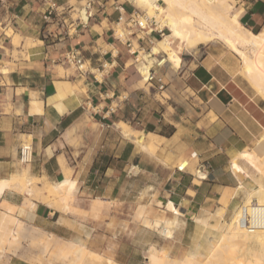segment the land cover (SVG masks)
Returning a JSON list of instances; mask_svg holds the SVG:
<instances>
[{
  "label": "crops",
  "instance_id": "1",
  "mask_svg": "<svg viewBox=\"0 0 264 264\" xmlns=\"http://www.w3.org/2000/svg\"><path fill=\"white\" fill-rule=\"evenodd\" d=\"M57 2L59 7L71 6L68 0ZM44 7L42 0L0 1V22L4 26L11 23L39 42L30 54L21 49L13 57V49L5 45L6 36L0 33V67L6 69L0 70V178H10L21 168L19 175L38 178L42 184L56 183L71 174L76 188L67 211L47 201H36L33 196L26 197L15 189H5L0 195V210L14 207L16 219L30 223L41 234L84 237L86 229L91 228L93 211L101 210L107 218L122 219L125 205L136 207L133 200H125L124 196L137 194L134 182L138 173L151 174V169L154 174L161 172L156 179V201L172 200L189 218L207 204L226 197L220 189L228 190L216 185L214 171L209 168L222 146L234 148L235 140L242 136L239 138L235 131L225 129V119L238 118L242 107L246 112L250 107L249 113L257 122L251 106L261 108L256 104L260 101L257 94L241 86L235 62L225 64V56L216 53L200 59L195 56L181 59L182 51H188L182 47L178 50L181 65L174 70L169 67L167 57L156 52L154 55L158 56L154 59L162 56L157 60L163 66L157 67L153 62L151 70L163 75V90L172 95L175 86L179 91L189 89L193 94L186 95L189 100L180 104L200 110V116L194 119L186 115H178V119L171 114L167 117V98L159 101L150 84L140 85L143 77L134 56L139 51L132 53L133 48L115 33L118 21L126 20L136 7L132 0H91L88 21L78 19L69 36L65 32L71 31V27L42 20ZM234 8L238 21L246 29L258 33L264 28V0H235ZM48 31L53 33L47 34ZM164 33L167 36V27ZM136 34L129 33L131 37L125 40H132ZM141 34L144 39L139 45L143 47L148 44L147 35ZM8 38L14 43L12 36ZM151 38L155 41L159 35L154 32ZM20 39L23 37H17L16 42ZM70 47L79 50L83 71L63 62ZM229 51L240 60L241 70H245L241 57ZM171 82L175 83L168 87ZM120 122L143 131L144 135L152 132L162 137L167 143L169 164L164 168L155 163L150 169L149 159L118 129ZM162 125H167V133L159 131ZM24 142L31 143L32 157L30 162L21 164L18 150ZM189 157L198 158L196 170L207 174L206 178L178 166L182 159L189 162ZM96 199L99 202L95 203ZM85 249L91 251L86 246ZM3 264L32 263L10 256Z\"/></svg>",
  "mask_w": 264,
  "mask_h": 264
},
{
  "label": "rangeland",
  "instance_id": "2",
  "mask_svg": "<svg viewBox=\"0 0 264 264\" xmlns=\"http://www.w3.org/2000/svg\"><path fill=\"white\" fill-rule=\"evenodd\" d=\"M87 2L88 0H68V4L71 5L69 9L71 10H69L68 13L69 19L67 20V23L71 21V18L74 20V22L78 21L79 15L76 11V7L79 4L86 6ZM230 2L233 5V11L238 12L234 8L235 0H230ZM140 9L143 10L142 8ZM145 13L148 12L145 11ZM125 22L126 21L121 20L119 24L114 26L117 32V37H120L123 40H125L127 37H131L130 35H128L129 32L127 30L128 28L126 27ZM4 25V23L0 22L1 34L5 35L6 32H10V30H12L15 35L17 34L16 37H23L22 40L20 39L21 41H17L19 42V44L16 45L14 43L17 42L13 41L14 43H12L10 38H8L9 36L7 37L5 35V45L8 48L13 49V57H17V54L19 53L18 51L21 49H27L29 54L35 50L36 43L39 42L33 40V38L25 35L18 29H15L11 23H8V25L6 26ZM138 34L142 36V34L138 32L135 37H138ZM168 34L169 29L167 28V35ZM154 37L157 38L156 36ZM154 48V43L145 45L143 49H141V47L138 48L137 46L133 47V49H136L141 53L150 52V50ZM187 50L188 51H182L183 56H181L180 54L181 59L185 56L192 58L195 56L196 59H200L201 57H204L206 55L211 56L213 53H216L219 54L220 57L225 56V64H228L231 62V60H233L237 66L236 72L239 75L241 86L243 87V89L251 90L253 94H257V97H259L260 100H257L256 104H258L261 108L257 107L256 105L251 106L253 112L255 113L254 115H256L257 122L251 117L250 113L252 112L250 110V107L248 106V111L250 113L246 112L242 107L241 111L237 114L238 118L236 117L233 119H225V129H227L228 131H235L236 136H239V138L242 136V139L235 140L236 143L233 144L234 148L233 146L228 145H226L227 148H223L224 146H222V149L214 155L215 161L211 162V166L209 168L210 172L214 171L213 173L215 175L216 185H219V187L221 188L224 187L228 190V192H226L225 189H220L221 194H226V197L216 200L213 204H207L208 206L206 205L205 208L202 207L201 209H199L198 212H195L191 218L181 213L177 206L175 212H170L166 207L167 202L162 203L160 201H156V189L158 187L156 179L157 177H161V172H158V174H154L151 168L154 167L155 163H157L158 166L164 168L167 166V164H169V159L167 158V143H165V141L162 142V140H158L155 146L156 149L154 148L153 150L155 151L153 152L154 155L162 159L164 163H162L155 157L144 153L143 151L141 152V155L144 156V158L149 159V161L151 162L150 164H147V166L151 169V174L141 171L138 173V180L134 182V190L138 191V193L134 194V196H131V194L124 196L125 200H133L136 207L130 204L125 205L123 208L122 219L115 217L107 218L105 217L106 214L101 210L95 212L93 211L91 214V228L86 229L84 237H81L80 235L70 236L69 234H65L61 237H58L56 235L51 236L50 234H41L37 232L36 230H34V226L23 220V223H19L18 225L15 223L16 220L14 222H7L5 224V228L7 230H17L18 242L12 244L11 246L7 244L0 246V252L2 251L0 256V264L5 263L10 256H16L17 258L26 260L32 264H102L101 262L90 259L92 256L91 251H95L102 256L111 257L119 264H148L145 256L147 255L146 252L151 245H155V247L157 248H163L170 255L173 253L172 256L183 255L187 250H189L197 243L200 244V249H203L207 242L206 236L216 237L220 235V231L213 230V227L217 226V222L219 223L218 226L221 225V222L219 221L220 217L226 221V231H230V229L236 223L235 211L237 210L238 206L243 202L247 204L248 202L252 201L250 193L248 194V191L245 188L236 190L238 186L236 179L239 175H237L238 173H234L231 169L230 163L233 159L232 152L234 151V149H244L246 151L253 150V152L258 157L261 156L260 158H263L264 160V91L258 89L253 84L249 77L246 76L245 70H241L240 60L238 58H234L231 55L229 49L220 41H217L216 43L208 42L206 44H200L197 50ZM6 52L8 53L9 50L7 49ZM139 52H136L134 56L139 55V57H141V53ZM156 56L158 55H154V57ZM157 59H154L153 61L155 62L157 61ZM0 68H3L4 72L6 71L4 67ZM166 70L167 73H170L168 67H166ZM168 76L170 75L168 74ZM174 83L175 82L169 83L168 87L170 84ZM140 85L145 86L148 84L146 83V81H141ZM150 88L155 93V98H157V100L162 101V98H167V103H165L167 104V117H169L170 114L174 115L177 119L178 115H186L189 119H194L195 117L200 116V110L194 111L193 109H191L192 107L190 104L185 106L180 104H184L186 100H189L188 96L186 95L193 94L189 89L185 91H179L177 86H175V91L172 92L171 95L167 90L161 91L154 87ZM161 109L163 110V108ZM210 116L213 120L214 117L212 116V114H210ZM159 131L162 133H167V125H162ZM160 139H162V137ZM236 156V163L241 168H243L244 172L247 174L246 176L240 173L242 175L245 186L250 187L251 185H261L262 187H264V174L262 175L261 172H258L255 168L253 169V167H251L250 164H248L241 156ZM197 160L198 158L196 157H189V162L187 159V162L185 161V159H182L179 162L182 163L183 161H185L183 162L185 164L183 169H187L188 171L197 175V173L195 172V164ZM21 171L22 168L21 170H17L15 172V175L10 176L21 177L23 178V182H26L25 180H27L28 178L26 176H21L18 174ZM201 173L203 174V172ZM195 182L197 183L198 181ZM42 183L43 182H41V180L38 178L31 179L32 187H37V185H40ZM130 185L131 184L128 185L129 187L127 186V189H130ZM22 189L23 188H16L15 190L23 194ZM32 196L34 198H37L36 201H39L38 199L44 202L47 201L62 209L61 204L57 200L56 196L46 197L41 193H37L36 191L33 192ZM98 200L99 199H96L95 203L99 202ZM167 212L170 213V215ZM165 213H167V216L165 215ZM107 215L109 216V214ZM196 216H200L202 218V221L207 218V221H203L206 225L203 224V222H197L195 220ZM168 217H173L176 219V230L174 233V238L171 240H167V238L159 231V229L164 227V224L167 223L166 220L168 219ZM261 232L262 230L255 232V234L253 232H246L247 234L241 237L238 244L241 248L238 246V249H235V254L238 255V259H241V262L237 259L236 256L231 258V264H234L233 261L235 262V264H264V245L262 246V243L260 244V242H262V238L264 237L261 238V236H259L258 238L257 236V234ZM194 236H196V238ZM75 237H79V239L75 240ZM47 241L48 248H46L44 244ZM82 242L85 244L82 245ZM52 244L54 245L52 246ZM259 245L262 247H260ZM85 246L91 251L88 252V250L85 249ZM80 248L83 249V253L85 256L83 262H81L79 259ZM239 248L240 250L243 249L241 253L238 252L240 251ZM245 250H251L253 254L257 255V258L254 261L249 260V258L244 254ZM260 253H262V255ZM241 254L242 257L240 258L239 256H241Z\"/></svg>",
  "mask_w": 264,
  "mask_h": 264
},
{
  "label": "bare ground",
  "instance_id": "3",
  "mask_svg": "<svg viewBox=\"0 0 264 264\" xmlns=\"http://www.w3.org/2000/svg\"><path fill=\"white\" fill-rule=\"evenodd\" d=\"M132 2L136 7L142 8L144 11H147L148 13H145L146 16L155 19L160 28L165 26L169 29V34L167 36H165V33L162 38L156 39L154 41V49L150 50V52L147 53L139 52L141 53V57H139V55L136 57V67L142 74L143 81H146V76L150 67L152 66L151 64L154 60V54L156 52L164 54L167 57L169 67L177 70L181 65L178 50H180L182 47L189 50H197L200 44H206L208 42L216 43L217 41H220L222 44L227 46L229 49H231L241 57L246 76L249 77V79L258 89L264 91V28H262V30L258 33H253L250 30L246 29L238 21V13L231 12L232 3L230 2V0H132ZM76 11L78 12L79 20L83 21V23L88 21V11L86 6L79 4L76 7ZM5 35L12 36V40L16 42L17 37L12 30H10V32H6ZM141 38L142 36L140 34H138V37H132V40L130 39L131 43L133 44L132 46L136 47L138 41ZM3 70L4 69L2 68L1 71ZM117 125L123 136H125L129 140H133L137 150L155 156L153 152L155 150L153 149L155 148L158 140H162L163 142V138L160 139L161 137L159 135L152 132L144 135L143 131L133 129L130 124L126 122H120ZM214 148L215 147H212V149ZM234 152H236L237 154ZM232 153L233 159L230 163L231 169L234 173H238L237 175H239L236 179L238 183L236 190L245 188L248 191V194L250 193L252 201L264 204V187H262L261 185H251L250 187L245 186L242 175L240 173L246 176L247 174L244 172L243 168H241L236 163L235 156H241L248 164H250L251 167H253V169L255 168L258 172H261L262 175L264 174L263 158H260L261 156L258 157L253 152V150L246 151L244 149H234ZM183 162H179L178 164V166H180V168L182 169L185 165ZM195 172L197 173L198 177L205 178V175L202 174L199 170H196ZM31 179L32 178H28L27 180H25L26 182H23V178L18 176L10 178H0V195L3 194L5 189L14 190L16 188H23V195L26 197H31L34 191H36L37 193H41L46 197L56 196L57 200L61 204V208L64 211L68 210L69 198L71 196L73 197L74 190L76 188V180L74 178H72L70 175H66L63 180H60L56 183L46 182L37 187L31 186ZM250 202H248L247 204H249ZM243 204L246 205V203L244 202ZM3 207H6V205H3ZM166 207L170 212L176 211V206L172 202V200L167 201ZM13 208L14 207H7L0 210V246L6 244L11 246L12 244L18 242L17 230H7L5 228V224L7 222H14L16 220L15 223L17 225L21 223L14 216L12 212ZM206 219L207 218H205V220L203 221H207ZM195 220L197 222H203L200 216H196ZM219 221L221 222V225L218 226L219 223L217 222V226H214L213 230L220 231V235L216 237L206 236L207 242L203 249H200V244L197 243L189 250H187L183 255L172 256L173 253L170 255L163 248H157L155 247V245H151L146 252L147 255L145 256L147 263L231 264V258L237 256L238 259V255L235 254V249L239 246L238 244L241 237L245 236L247 234V231L240 227L237 223H235L230 231H226V221L221 217ZM166 222L167 223L164 224L165 226L160 228L159 231L167 238V240H171L174 238V233L176 230V219L173 217H168ZM203 224H205V222H203ZM255 232L253 233L255 234ZM257 236L258 238L259 236H261V238L264 237V230H262L261 233L257 234ZM194 237L196 238V236ZM76 239H79V237H75V240ZM263 239L264 238H262V242H260V244L262 243V246L264 245ZM44 244L45 247L48 248V241ZM84 244L85 243L82 242V245ZM242 250L243 249L237 251L241 253ZM79 251V259L81 262H83L85 259L83 249L80 248ZM245 252L244 254L249 258V260L254 261L257 258V255L253 254L251 250H245ZM91 254L92 256L90 259L101 262L102 264H119L111 257L102 256L101 254L95 252H91ZM260 254L262 255V253ZM239 257L241 258L242 254ZM238 260H240L241 262V259ZM233 263L235 264L234 261Z\"/></svg>",
  "mask_w": 264,
  "mask_h": 264
},
{
  "label": "built area",
  "instance_id": "4",
  "mask_svg": "<svg viewBox=\"0 0 264 264\" xmlns=\"http://www.w3.org/2000/svg\"><path fill=\"white\" fill-rule=\"evenodd\" d=\"M3 1V0H0ZM44 2V10L41 12V18L46 23H57L59 27L68 26L67 28H72L71 31L66 29V34H69L76 28L73 25L75 22L71 18V21L67 23L69 19V7H59L57 0H42ZM91 0L87 2V9L90 6ZM158 3V2H157ZM121 20L118 21L117 24L120 23ZM126 27L128 28L129 33L142 32L143 35H147L148 44H153L154 39L151 38V34L156 32L159 35V38H162L165 34V26L159 27L157 21L146 16L145 11L141 10L138 7H135L128 15L127 19L124 20ZM69 24V25H68ZM53 33V31H48L47 34ZM116 33V30H115ZM117 36V35H116ZM144 36L138 41L137 47L140 48L139 42L143 41ZM123 43H127V46L132 48V44L130 39L123 40ZM141 49L144 48L142 45ZM136 49H133L132 53H134ZM163 57H159V61ZM158 60L155 61V65L157 67L163 66ZM63 62L67 64H73L77 67L79 71L84 70V65L82 62V58L80 52L75 47H70L65 51L63 55ZM146 83L150 84L151 87L157 88L158 90H163L165 87V83L163 81V75L155 74L154 71L151 70V67L146 76ZM32 157V145L29 142H24L20 145L18 150V160L21 164H26L31 161ZM200 171V170H199ZM207 174H205V178ZM236 223L245 229L247 232L252 233L259 230H264V204H260L258 202L252 201L249 204L244 205L240 204L236 210Z\"/></svg>",
  "mask_w": 264,
  "mask_h": 264
},
{
  "label": "trees",
  "instance_id": "5",
  "mask_svg": "<svg viewBox=\"0 0 264 264\" xmlns=\"http://www.w3.org/2000/svg\"><path fill=\"white\" fill-rule=\"evenodd\" d=\"M228 192V191H227Z\"/></svg>",
  "mask_w": 264,
  "mask_h": 264
}]
</instances>
